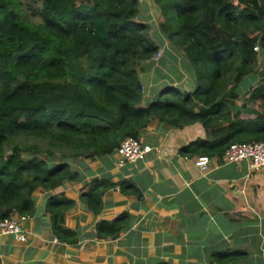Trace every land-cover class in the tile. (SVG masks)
Listing matches in <instances>:
<instances>
[{"label":"trees","instance_id":"trees-1","mask_svg":"<svg viewBox=\"0 0 264 264\" xmlns=\"http://www.w3.org/2000/svg\"><path fill=\"white\" fill-rule=\"evenodd\" d=\"M38 1L33 21L25 0H0V220L33 216L37 190L79 179L73 160L113 154L153 119L172 128L202 123L207 138L183 146L187 156L222 157L235 142L264 141V86L252 100L259 108H235V88L264 49V0H154L161 31L194 67L197 86L165 89L148 105L140 69L161 50L140 0ZM117 187L129 193L124 183L95 180L81 200L99 214L103 195ZM74 206L60 195L46 204L68 244L78 242L64 224ZM127 226L123 215L95 233L115 238ZM237 255L218 253L212 264Z\"/></svg>","mask_w":264,"mask_h":264},{"label":"crops","instance_id":"crops-1","mask_svg":"<svg viewBox=\"0 0 264 264\" xmlns=\"http://www.w3.org/2000/svg\"><path fill=\"white\" fill-rule=\"evenodd\" d=\"M140 4L141 19L151 30H160V9L154 0ZM156 16L158 25L149 20ZM160 33L154 38L150 31L161 57L142 63L140 69L144 105L165 89L184 94L197 86L192 64ZM260 86H264V49L256 70L235 88L239 94L235 108L243 110L244 104L248 111L259 108L252 100ZM138 137L160 152L123 167L117 166L115 153L78 158L72 162L80 173L78 180L53 191L37 190L36 213L24 222L27 241L1 237L0 264H212L216 254L235 252L230 264H264V167L251 170L249 161L243 160L200 170L196 156L180 153L190 142L207 138L200 122L172 128L153 119ZM95 180L124 183L129 193L120 187L110 189L103 195V210L96 214L81 200ZM53 195L75 202L64 224L77 232V244L60 241L54 232L46 208ZM123 215L128 226L118 237L97 236V224Z\"/></svg>","mask_w":264,"mask_h":264},{"label":"built area","instance_id":"built-area-1","mask_svg":"<svg viewBox=\"0 0 264 264\" xmlns=\"http://www.w3.org/2000/svg\"><path fill=\"white\" fill-rule=\"evenodd\" d=\"M259 51V46L255 47ZM160 55V53L158 54ZM158 55L154 58L158 59ZM159 153V148L143 142L140 138L133 136L126 137L120 146L114 152L118 167H123L128 163L145 161L151 153ZM249 161L251 170H258L264 167V141L259 142H235L231 144L222 157L218 156H196L195 164L202 170L206 171L214 164H224ZM29 218L27 215L15 214L10 219L0 220V238L5 235L14 236L21 242H26L28 234L24 228V222Z\"/></svg>","mask_w":264,"mask_h":264},{"label":"rangeland","instance_id":"rangeland-1","mask_svg":"<svg viewBox=\"0 0 264 264\" xmlns=\"http://www.w3.org/2000/svg\"><path fill=\"white\" fill-rule=\"evenodd\" d=\"M144 0H140V2H143ZM25 3H26V6H27V12H28V15L30 17L31 20L33 21H40V16L38 14L39 12V6H40V2L37 0V1H34V0H25ZM155 3V2H154ZM149 14V13H148ZM161 18V17H160ZM150 21L153 22L154 25H158L157 21L159 20L158 17H150L149 19ZM161 30V29H160ZM159 29H153L151 30L152 31V35L154 38H159L161 35V31ZM162 55V51H160V55H158V57L160 58ZM158 58V59H159ZM158 59H153L154 62H157Z\"/></svg>","mask_w":264,"mask_h":264}]
</instances>
